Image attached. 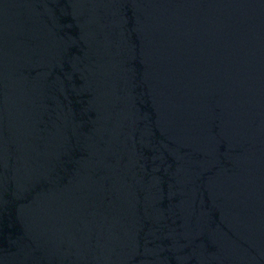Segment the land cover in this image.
Instances as JSON below:
<instances>
[{
	"label": "water",
	"instance_id": "95a60500",
	"mask_svg": "<svg viewBox=\"0 0 264 264\" xmlns=\"http://www.w3.org/2000/svg\"><path fill=\"white\" fill-rule=\"evenodd\" d=\"M0 264H264V0H0Z\"/></svg>",
	"mask_w": 264,
	"mask_h": 264
}]
</instances>
